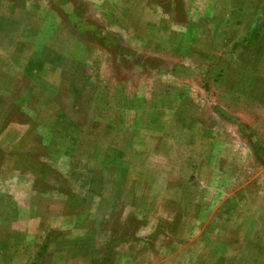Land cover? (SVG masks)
<instances>
[{"label":"rangeland","instance_id":"obj_1","mask_svg":"<svg viewBox=\"0 0 264 264\" xmlns=\"http://www.w3.org/2000/svg\"><path fill=\"white\" fill-rule=\"evenodd\" d=\"M0 264H264V0H0Z\"/></svg>","mask_w":264,"mask_h":264}]
</instances>
